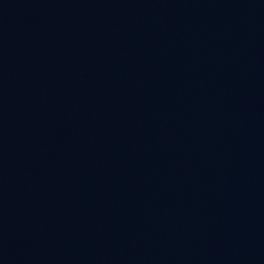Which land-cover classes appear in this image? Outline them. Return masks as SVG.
Masks as SVG:
<instances>
[{
  "label": "water",
  "instance_id": "obj_1",
  "mask_svg": "<svg viewBox=\"0 0 264 264\" xmlns=\"http://www.w3.org/2000/svg\"><path fill=\"white\" fill-rule=\"evenodd\" d=\"M0 264H264V0H0Z\"/></svg>",
  "mask_w": 264,
  "mask_h": 264
}]
</instances>
